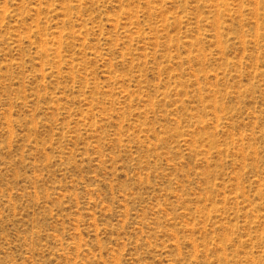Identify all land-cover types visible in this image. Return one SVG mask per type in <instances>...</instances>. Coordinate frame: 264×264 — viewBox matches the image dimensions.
Here are the masks:
<instances>
[{"label": "rangeland", "instance_id": "obj_1", "mask_svg": "<svg viewBox=\"0 0 264 264\" xmlns=\"http://www.w3.org/2000/svg\"><path fill=\"white\" fill-rule=\"evenodd\" d=\"M0 264H264V0H0Z\"/></svg>", "mask_w": 264, "mask_h": 264}]
</instances>
